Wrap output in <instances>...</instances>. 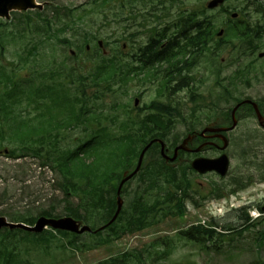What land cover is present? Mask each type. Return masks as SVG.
Instances as JSON below:
<instances>
[{"label":"rangeland","instance_id":"obj_1","mask_svg":"<svg viewBox=\"0 0 264 264\" xmlns=\"http://www.w3.org/2000/svg\"><path fill=\"white\" fill-rule=\"evenodd\" d=\"M37 1L43 4L41 11L37 9L30 12L12 10L8 19L0 18V72L5 73L4 78L15 76L16 79H20L21 86L25 87L28 83L26 80L30 81L31 78H35L38 81L40 73L46 71L48 81H52L48 74L50 67L47 61L53 59L55 67L59 65L66 68L64 70L66 79L55 82L69 86L73 91L78 83L75 81L77 75L69 69L70 67L75 68L81 77L88 75L90 66L87 67L86 64L94 58L88 53H93L96 49L100 52L96 40L105 42L107 55L114 53L120 55L123 50V37L134 39L132 46L127 45L124 48V51L128 52L124 54L125 58L130 59L129 55L136 53L137 46L147 42L150 32L164 31L169 34L173 24L179 22V19H186L192 11L195 15L203 11V17H212L215 31L223 28L228 32L220 45L217 46L218 44L216 45L213 40L208 46V51L194 58L189 70L184 69L185 72L178 78V82H172V85L174 83L175 86L180 85L171 88V94L166 88H159L157 81L156 83H149L146 80L130 81L125 88L115 86V93L109 91L105 93L103 100L105 111L109 114L115 113L120 117L129 112L134 115V118L141 120L154 111L151 108L152 105L149 106L152 102L168 107L171 110V116L165 117L162 125L166 128L163 129L161 135L170 150L178 145L189 132L200 131L209 122L230 111L239 99L248 97L260 101L264 115V55L259 57V53H264V5L260 7L259 2L264 4V0H225L222 8L207 10V12L203 10V6L208 0H123L124 6L121 7L117 0H108L104 5H98L99 2L93 4L92 0ZM130 2L134 5L132 15L128 13L131 8ZM53 6L63 7V11L64 7L73 10L69 17L72 21L67 22L66 27L54 25L58 29L54 34L58 38L69 39L70 46L57 43L52 35L51 38L43 37L33 30V26L43 27L45 25L46 16L44 15L47 14L50 17L52 14L49 8ZM225 10L241 13L249 25L257 24L262 30H259L251 39L241 38L237 34L231 35L229 29L235 28L234 25L238 24V19L230 20L229 12L226 13ZM40 13L44 16L43 18L39 17ZM133 16L135 19L132 18ZM29 22L30 25H28ZM187 26L188 23L184 27ZM44 30L47 31L46 26ZM87 35H89L88 38ZM91 35H95V38ZM85 39L88 40L86 51L80 47ZM178 40L182 42L179 36ZM32 44L36 46V51L31 48L26 52L27 47ZM70 50L76 52L74 57L70 56ZM120 56L122 57V54ZM61 77L62 75L58 73L56 80ZM8 85L4 79L0 81V91H4L5 86L8 87ZM135 97L139 98L138 106L133 105ZM88 103L91 104L92 101L89 100ZM96 105L94 104L95 107ZM237 117L236 128L227 136L229 145L226 152L230 157V168L225 177H220L215 173L197 175L183 162L177 165L172 164L174 167L172 170L171 164L164 169V171L173 172L171 189L174 179L189 182L187 193L198 201L197 205H194L191 200L186 201V212L183 218L168 217L152 227L114 238L120 234L121 220H124L132 211L129 208L130 202H134L139 193H143L145 199L150 201L157 193L170 187L166 182V178H169L168 173L159 179L157 186H151V182L143 177V172H139L137 177L126 184L121 194L124 211L120 216L121 219L116 222V224L121 222L118 226L115 224L96 238V235L88 234L89 232L81 233L76 240L78 245L85 246L75 252L72 251V247L62 246L66 238L59 234L52 237L47 246L41 247L36 246L32 241L16 236L10 239L9 244L18 246L20 264H99L109 256L130 252L133 249H142L159 237L174 238L176 236L173 233L201 219L205 220L208 226L215 225L220 228L224 225L242 229L240 225L244 220L241 211L223 209L221 213L213 216L209 209L217 206V201L223 202L221 199L211 198L212 194L209 193L211 183H216L219 187L226 188L227 191L233 183L246 180L248 175L252 177V182L240 190L238 195L251 201L249 205L251 209L264 201V179H262L264 171L259 167V165L261 167L264 165V130L258 126L255 116L245 107L241 109ZM217 124H220V119ZM101 125H108V122L104 121ZM89 126L94 132V124ZM148 128L161 130V125L151 124ZM85 130V127L79 126L62 130V135L58 137L59 145L69 148L76 147L85 136ZM117 132L120 133L119 130ZM147 135H149L148 130L138 133L140 141L143 140L141 136ZM148 139L150 138L145 140ZM2 144L0 150L19 148L9 140ZM194 144H199L198 140ZM143 146H140V150L138 149L134 166ZM198 154L201 156L217 155L214 148H204ZM183 158L186 160L188 156ZM161 161L159 148L154 145L145 155L143 165L150 168L154 163L160 165ZM239 175L241 176L238 177ZM58 179L62 180L59 173L52 172L45 167L41 168L35 158L12 159L0 154V214H4L2 216L7 219L9 215L14 216L15 212L31 214L33 220L31 221L34 223L40 216V209L51 203H54L56 209L53 217L67 215L65 208L67 206H80L79 210L84 214V205H80L78 196H65L59 189L52 186ZM203 195L206 197L202 198ZM106 197L109 205L115 210L116 189L114 192L108 191ZM92 203L97 204L98 207H92L86 211V213L90 211L89 214H91L88 217V225L94 222H97L96 226L101 225L109 219L108 210L106 213L99 203ZM168 210L171 211V209ZM254 219V227L242 229L239 235L230 232L229 237L235 239L219 242L220 246L216 250L211 249L212 243L207 239L204 244L205 249L200 248L197 242L175 239L170 253L168 250H162V252H167L163 254L164 257L162 256L161 260L152 261V258L146 259L145 257L143 264H257L258 260H264V237L261 238V244L256 239L264 231V214ZM211 221L214 223L210 225ZM81 223V221L78 222L79 225ZM150 250L156 252L152 247Z\"/></svg>","mask_w":264,"mask_h":264},{"label":"trees","instance_id":"obj_2","mask_svg":"<svg viewBox=\"0 0 264 264\" xmlns=\"http://www.w3.org/2000/svg\"><path fill=\"white\" fill-rule=\"evenodd\" d=\"M106 1L108 0H92V3L96 4L99 2L98 5H104ZM117 1L120 7L124 6L123 0ZM130 4L131 8L128 13L132 15L134 13L132 6L134 5L131 2ZM263 5V2H259L260 7ZM64 9L63 11V7L60 6L50 7L49 10L52 15L50 17L47 14L44 15L46 16V19H44L45 25L43 27L33 26V30L37 31V34L40 33L41 36L46 35L49 37L58 30L54 25L58 24L66 27V23L72 21L69 17H71L73 10H69V7H64ZM191 13L186 19L182 18V22L179 25L181 28L182 23H184V26L187 23L189 24V27L186 28L187 32L182 34L184 40L182 45L174 44L170 38L166 40L167 43L163 48L162 46L160 47V49L164 50H158L159 41L156 38L165 37V33L156 31V33L149 35L147 45L137 49L134 54L136 57L135 61H125L119 58L117 53L105 57L97 49L96 51L94 50V54L89 52L88 54H91L94 58H91L86 64L87 67L90 66L88 75L81 77L75 68L70 67L69 69L77 75L75 81H78V83L73 91L71 87L55 82L58 73L62 77L57 82L66 79L64 76L66 68L59 65L55 67V62L52 61H48L50 67L48 74L52 81H48L47 73L43 72L40 73L38 81L35 78H31L30 81L26 80L28 84L25 87L19 84L20 79H16L15 76L4 78L5 73L3 71L0 72V81L4 79L9 84L8 87L5 86L6 89H3L4 91H0V147L4 141L9 140L14 145L19 146V148L9 149L11 151H9L7 157L13 159L35 158L41 168L45 167L62 176V180H56L52 186L59 189L65 196H78L80 205H84L83 208L85 209L83 214L79 210L80 206H67L65 207L67 215L82 219L88 223V217L91 214H89L90 211L89 213H86V211L92 207L97 208V204L92 203L96 202L105 211L108 210L110 218L114 209L113 206L109 205L106 194L108 191H115L121 178V170L133 169L140 146L145 145L152 138H163L161 132L166 127L162 123L165 122L166 116H171V110L168 107H163L164 105H159L155 102L149 105H152L151 108L154 111L141 120L137 117L135 119L134 115L129 112L122 117L117 114H109L103 109L105 93L108 91L115 93V86L117 85L120 88L127 87V81L131 79V72H135L137 75L145 72L147 76H153V73L156 72L158 75L155 78L160 76L161 81L159 88L164 87L167 89L170 78L172 81L180 76L183 69H188L193 63L194 58L196 59L197 56H200V53L208 51V46L213 40L219 46L226 34H228L225 30L222 37H216L215 25L211 16H204L200 20L193 11ZM44 16L40 13L39 17L43 18ZM132 18L135 19V16ZM237 23L234 25L235 28L229 29L231 35L237 34L241 38L247 37L251 39L259 30H262L257 24L249 25L243 19L241 13H239ZM28 25H30V22ZM45 26L47 31L44 30ZM123 40H127L130 43L134 41V39L129 37H123ZM58 41L65 43V45H71L69 39H58ZM86 44L87 40L85 39L80 45L84 51H86ZM31 48L35 50L36 46L32 44L27 47L26 52L31 50ZM174 48H177L176 52H173ZM162 59L165 60L169 70L164 71L158 67L163 61ZM134 63L141 67L134 66ZM141 68L143 70L138 72L137 70ZM53 69L55 70L53 71ZM34 71L36 72V69ZM89 100L92 101L91 104L88 103ZM33 102L36 104L35 110L32 108L35 111V115H32L33 111L29 110V105ZM92 104L93 106L94 104L97 105L92 108ZM104 121L110 122V124L101 125ZM90 124H94V132L91 131ZM151 124H160L161 130L148 128ZM74 126L85 127V136L74 148L60 146L58 137L62 135L61 131ZM145 130L149 131V135L141 136L143 140L140 141L138 133ZM147 138L150 139L145 140ZM138 141L141 143H138ZM144 166L146 168V165ZM259 167L264 171V165L262 167L259 165ZM145 168H142L140 173L143 172V177L151 182V186H157L159 179L165 176V173H168L169 178H166V182L170 187L163 189L161 193H157L150 201L145 199L143 193H139L136 200L130 202L129 208L132 211L128 213L121 223V225L125 224L124 227H127L129 231L151 226L154 224V220H162L169 214L183 215L185 213L186 200H191L193 204H197V201L187 193L189 182L185 183L183 180L177 181L174 179L171 189L173 172L164 171L167 167L162 161L160 165L157 163L152 164L144 172ZM53 204L51 203L47 207L41 208L39 211L40 215L53 217L56 210ZM68 204L71 205L69 202ZM168 209H171V211ZM244 216L246 215L244 214ZM9 217L11 221L33 223L31 214L15 212L14 216L9 215ZM96 224L97 222L92 223V227ZM116 225L118 226L119 224ZM221 228L225 231L234 230L233 234L241 232L236 233L235 227L232 226L223 225ZM57 233L65 238L71 237L67 238L68 246L78 249L82 247L74 245L77 237L75 234L62 231H57ZM57 233L44 231L40 234H34L20 229L0 230V264H20V251H17L18 246L9 244L11 238L14 239L19 236L41 247L47 246L49 240L55 237ZM180 234L185 239L199 244L204 243V240L207 239L212 243L213 248L217 249L219 246L217 243H222L229 237L228 234L230 233L216 232L211 227L199 225ZM155 244L154 247L158 250L156 252L150 251L143 255L142 251H136L128 255L122 254L120 257L110 258L99 264H128L129 262L142 264V260L146 256L147 259L152 258V261H157L161 260L164 257L163 254L167 252H162V250L171 252L172 243L170 244L169 241L165 240L162 243ZM160 245H163V247H159ZM260 264H264V262H260Z\"/></svg>","mask_w":264,"mask_h":264},{"label":"water","instance_id":"obj_3","mask_svg":"<svg viewBox=\"0 0 264 264\" xmlns=\"http://www.w3.org/2000/svg\"><path fill=\"white\" fill-rule=\"evenodd\" d=\"M222 1L223 0H210L209 2H207L206 5L208 8H214L218 4L222 3ZM35 7L40 8V5L36 4L34 0H0V16L7 17L10 10H27V9H32ZM231 16L236 17L237 14L233 13ZM221 33H222V31L219 32V35ZM260 56H262V54H260ZM242 102H247V103L252 104L254 111L256 113L257 120H258L259 124L263 126L264 125V117L261 115L257 104L251 100H245ZM137 103H138V100L136 99L135 105ZM240 104L241 103L237 104L231 111L232 125L230 127H228V128L206 127L202 130L200 135H203L206 131H211V132L225 131V132H227L229 130H232L236 126V123H237L234 114H235L237 107ZM219 136L223 140L222 149H224L227 145V139L223 135H219ZM192 137L193 136H187L182 141V143L174 149V155L172 157H167L164 155V146L165 145L159 139H155V140L150 141L141 150L135 169L129 174H127V172L123 173V177H122V179H121V181L117 187V208H116V211H115L112 219L106 225L110 224L117 217L118 213L120 212L121 206H122V199L120 197L121 188H122L123 184L127 180H129L139 170L140 165L142 163L144 153L146 152L148 147L153 142H158L160 144V147H161V154L163 155L165 160L172 161L176 158V154H177L178 150H185L186 149V144L188 143V141H190L192 139ZM4 152L6 153L7 150H4ZM191 166L200 173L214 170V171L218 172L220 175H224L226 170H227V167H228V158L225 154H222L221 156L214 158V159L196 158L192 161ZM48 225L51 226L52 228H55V229L66 230V231L77 232V233L90 230L87 226H82L79 229L77 222L71 217H61L58 219H54V218H46V217L41 216L36 220V222L33 226H29V225H26L23 223L7 222L3 217H0V228H3V227H8L10 229L19 228V229H23V230H26L29 232H41L42 229Z\"/></svg>","mask_w":264,"mask_h":264},{"label":"flooded vegetation","instance_id":"obj_4","mask_svg":"<svg viewBox=\"0 0 264 264\" xmlns=\"http://www.w3.org/2000/svg\"><path fill=\"white\" fill-rule=\"evenodd\" d=\"M204 140H202L199 144H197L195 147H191L190 149H194L196 147H198L201 143H205V147L206 148H214L216 150V153L217 155L221 153V151L219 150V146L221 144H219V138L217 137H203ZM192 145V144H191ZM204 147V148H205ZM169 152V151H168ZM167 152V153H168ZM188 156H191V155H195L193 152L189 151V152H186ZM178 157V160L181 162L183 160L182 158V155L181 157L177 156ZM195 156H193L192 158H194ZM191 158V159H192ZM187 161V160H186ZM195 174H197L196 172H194ZM208 174V173H207ZM198 175V174H197ZM200 175V174H199ZM205 175V174H204ZM241 183H239L238 185H240ZM261 206V205H260ZM262 207V206H261Z\"/></svg>","mask_w":264,"mask_h":264}]
</instances>
